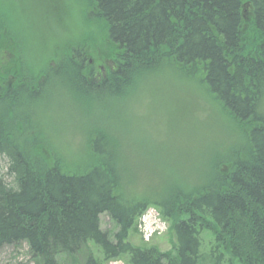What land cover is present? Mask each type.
Listing matches in <instances>:
<instances>
[{
	"label": "trees",
	"instance_id": "obj_1",
	"mask_svg": "<svg viewBox=\"0 0 264 264\" xmlns=\"http://www.w3.org/2000/svg\"><path fill=\"white\" fill-rule=\"evenodd\" d=\"M87 2L119 53L99 83L76 71L83 88L114 92L145 73L177 69L226 112L234 141L209 160L208 181L164 191L161 213L174 241L162 252L127 240L147 204L159 201L134 196L133 173L119 167L105 134L90 139L83 166L82 159L44 156L23 133L17 142L8 128L16 123L0 113V247L26 243L34 264L62 257L72 264L119 257L129 264H264V0ZM4 23L0 3V29ZM102 213L118 226L112 238L100 228Z\"/></svg>",
	"mask_w": 264,
	"mask_h": 264
},
{
	"label": "rangeland",
	"instance_id": "obj_2",
	"mask_svg": "<svg viewBox=\"0 0 264 264\" xmlns=\"http://www.w3.org/2000/svg\"><path fill=\"white\" fill-rule=\"evenodd\" d=\"M0 3L5 20L0 29V113L16 123L7 124L17 132V142L22 133L28 140L37 138L32 142L42 145L43 155L52 152L68 163L82 159L84 166L93 152L90 139L105 134L114 156H121L119 167L133 173L134 196L159 201L147 204L127 240L170 251L171 221L160 206L164 191H185L208 181L209 160L227 154L234 141L233 122L200 82L177 69L145 73L114 92L83 88L78 75L89 81L92 69L101 65L110 76L119 53L87 0ZM12 96L17 98L7 99ZM99 224L110 238L118 228L106 213L100 214ZM28 251L24 242L4 245L0 264H34ZM71 262L60 259V264ZM106 264L129 263L119 257Z\"/></svg>",
	"mask_w": 264,
	"mask_h": 264
},
{
	"label": "flooded vegetation",
	"instance_id": "obj_3",
	"mask_svg": "<svg viewBox=\"0 0 264 264\" xmlns=\"http://www.w3.org/2000/svg\"><path fill=\"white\" fill-rule=\"evenodd\" d=\"M89 62H91V60H89ZM92 73H93V79H94L95 81L101 80V79H99V76H100V75L102 76V79H105V77H106V76L104 75V68H103V66H101V65H98L97 68L92 69Z\"/></svg>",
	"mask_w": 264,
	"mask_h": 264
}]
</instances>
